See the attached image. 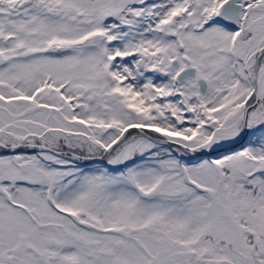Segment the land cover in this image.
Instances as JSON below:
<instances>
[{
    "label": "snow or ice",
    "instance_id": "snow-or-ice-1",
    "mask_svg": "<svg viewBox=\"0 0 264 264\" xmlns=\"http://www.w3.org/2000/svg\"><path fill=\"white\" fill-rule=\"evenodd\" d=\"M0 264H264V0H0Z\"/></svg>",
    "mask_w": 264,
    "mask_h": 264
}]
</instances>
